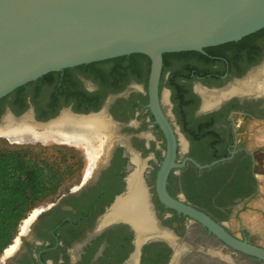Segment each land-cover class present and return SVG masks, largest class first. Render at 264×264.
<instances>
[{
  "label": "flooded vegetation",
  "instance_id": "obj_1",
  "mask_svg": "<svg viewBox=\"0 0 264 264\" xmlns=\"http://www.w3.org/2000/svg\"><path fill=\"white\" fill-rule=\"evenodd\" d=\"M243 38L163 58L160 102L175 129L179 164L166 187L233 236L264 247L241 221L233 222L239 206L264 185V145H255L264 139V92L232 94L205 107V90L221 91L264 68V28ZM150 65L136 53L65 68L0 100L4 126L9 115L32 114L46 123L102 113L117 129L111 147L103 145L104 135L56 139L62 161L64 152L76 149L86 172L27 218L16 248L0 264H263L160 199L157 173L166 138L149 107ZM137 168L139 186L132 188Z\"/></svg>",
  "mask_w": 264,
  "mask_h": 264
},
{
  "label": "water",
  "instance_id": "obj_2",
  "mask_svg": "<svg viewBox=\"0 0 264 264\" xmlns=\"http://www.w3.org/2000/svg\"><path fill=\"white\" fill-rule=\"evenodd\" d=\"M262 28L264 0H0V100L51 72L136 53L148 56L149 107L166 138L157 173L160 199L264 264V247L238 239L167 191L169 173L179 165L178 141L159 95L165 53L205 52L207 47L238 41ZM31 117L36 127H17L22 132L15 133L18 138L13 140L44 139L39 134L50 133L48 124L54 119L44 123Z\"/></svg>",
  "mask_w": 264,
  "mask_h": 264
},
{
  "label": "trees",
  "instance_id": "obj_3",
  "mask_svg": "<svg viewBox=\"0 0 264 264\" xmlns=\"http://www.w3.org/2000/svg\"><path fill=\"white\" fill-rule=\"evenodd\" d=\"M231 43L234 41L226 45ZM44 149L0 144V256L13 243L21 223L29 213L45 199L57 194L66 177L71 174L69 165L63 169L56 159L50 161L44 157Z\"/></svg>",
  "mask_w": 264,
  "mask_h": 264
},
{
  "label": "bare ground",
  "instance_id": "obj_4",
  "mask_svg": "<svg viewBox=\"0 0 264 264\" xmlns=\"http://www.w3.org/2000/svg\"><path fill=\"white\" fill-rule=\"evenodd\" d=\"M263 77H264V68H262L261 70H259L255 74L251 75L248 79L241 81V82H238V83H235V84L233 83L229 87L222 89L221 91L220 90L219 91L205 90L204 91L205 107L215 106V104H217L220 100H222L226 96H229L232 94H244V93L245 94L246 93L247 94L248 93L254 94L255 92L257 94V92H260V93L264 92V79H263ZM260 93H258V94H260ZM29 114L30 113H28V115ZM24 116H22V117H24ZM16 119H20V118H16ZM21 125H24L25 127H22ZM31 125H34V127H32ZM17 127H19L20 129H23V130L24 129H30V128L34 129L36 126L32 122L31 114H30V116H25L24 118H22L20 120H15L13 118V116L9 115L6 118L5 126L3 128H0V129L3 132L7 133L9 135L10 139L13 140L14 138H18V137H16L17 135H15V133L22 132V130H18ZM48 127L50 130V133L46 134V132H43V133L39 134V136L40 135L43 136L41 138H44V139L45 138L46 139L47 138L61 139L60 136H62V134H66V135H68V134L73 135L74 134V136L78 137V138H84V139L85 138H92V139H94V138L100 137V135H104L102 142H103L104 146L105 145L107 146V144H108V147L113 146L112 144L115 141V139H114L115 138V129H116L115 123L109 118V116H107L106 114H102V113L91 114L90 116H87V117L64 115L59 120L57 118L52 120L51 123L48 124ZM11 128H13V129H11ZM70 128L72 130H70ZM8 131H10V132L12 131V132L8 133ZM89 135L91 137H89ZM13 141H16V140H13ZM52 141H53V139H52ZM105 150H106V148H105ZM134 160H136L138 165H141L137 156L134 157ZM140 169L141 168H137L131 177V185L130 186L132 188L135 186H136L135 188H138V186H139ZM36 214H37V209L34 210V212L31 216L35 217ZM25 221L27 222L28 219H26ZM136 227H138V226H136ZM22 229H24V226ZM16 241H18V240H16ZM16 243L12 244L10 249L16 248L15 247Z\"/></svg>",
  "mask_w": 264,
  "mask_h": 264
},
{
  "label": "rangeland",
  "instance_id": "obj_5",
  "mask_svg": "<svg viewBox=\"0 0 264 264\" xmlns=\"http://www.w3.org/2000/svg\"><path fill=\"white\" fill-rule=\"evenodd\" d=\"M3 127L4 126H2L1 128H3ZM0 144H3L5 146H11V147L32 146V147H35L37 149H39V147H42V148H45L43 151L44 157H46L50 161H53L56 159L57 162L59 163L60 167L63 169H65L66 166L69 165L72 168L71 174L66 177L65 181L62 183L61 187L59 188L58 193L63 191L65 188H67L72 183L80 180V178L83 176L84 172H86L85 166H84L85 161H83V159L81 158V155H79V153H78L79 151H77L76 149L72 150V151L64 152L65 156H66V160L64 162L62 161L61 155L63 153V151H62L63 147H61L62 145L60 144L59 140H56V139H53V141H52V138H47V139L45 138V139L30 140V141H19L18 142V141H12V140L8 139L6 136L0 134ZM255 145L258 147L264 145V139H257L255 141ZM65 147H67V146H65ZM71 149H73V148H71ZM261 159H264V156L261 157ZM57 194L48 197L42 203H40L36 208H34L29 213V215L23 220V222L20 225L19 230L20 231L22 230L23 226L26 223L25 220L34 212L35 209L41 207L46 201L57 196ZM247 214L253 216L252 219H250V220H253V219L256 220V224L254 226L250 223V221L246 222V221L242 220V216L244 217V215L246 216ZM235 218L238 219L239 223L241 221L242 225L250 230V232L253 235L255 242L264 245V185H263V188L261 187L259 189L258 195L254 199H250L245 204L243 203L239 206V209H238V211H236V217H234L233 222L235 221ZM17 236H16V238H17ZM16 238L14 239L13 243L15 242ZM11 245L4 251L5 254L10 252ZM2 255L0 256V258L2 257Z\"/></svg>",
  "mask_w": 264,
  "mask_h": 264
},
{
  "label": "crops",
  "instance_id": "obj_6",
  "mask_svg": "<svg viewBox=\"0 0 264 264\" xmlns=\"http://www.w3.org/2000/svg\"><path fill=\"white\" fill-rule=\"evenodd\" d=\"M249 214H247L246 216L244 215V217L242 216V220L243 221H250V223L254 226L255 224H256V220L255 219H253V220H250V219H252V217L253 216H251V215H249ZM260 244V243H259ZM263 245V244H262Z\"/></svg>",
  "mask_w": 264,
  "mask_h": 264
}]
</instances>
